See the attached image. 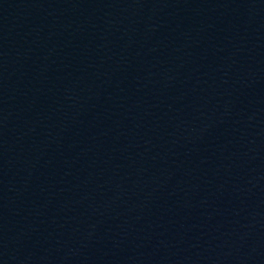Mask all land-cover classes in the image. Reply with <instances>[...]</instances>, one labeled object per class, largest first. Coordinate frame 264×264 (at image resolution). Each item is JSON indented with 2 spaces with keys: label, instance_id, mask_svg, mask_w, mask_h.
I'll list each match as a JSON object with an SVG mask.
<instances>
[{
  "label": "water",
  "instance_id": "1",
  "mask_svg": "<svg viewBox=\"0 0 264 264\" xmlns=\"http://www.w3.org/2000/svg\"><path fill=\"white\" fill-rule=\"evenodd\" d=\"M0 264H264V0H0Z\"/></svg>",
  "mask_w": 264,
  "mask_h": 264
}]
</instances>
